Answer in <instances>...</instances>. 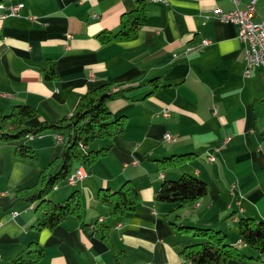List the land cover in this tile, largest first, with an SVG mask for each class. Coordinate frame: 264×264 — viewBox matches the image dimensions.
I'll use <instances>...</instances> for the list:
<instances>
[{"label":"crops","instance_id":"obj_1","mask_svg":"<svg viewBox=\"0 0 264 264\" xmlns=\"http://www.w3.org/2000/svg\"><path fill=\"white\" fill-rule=\"evenodd\" d=\"M13 1L22 3L19 14L0 19V112L27 103L38 110L33 122L60 118L89 85L111 80L116 93L108 106L124 123L121 133L89 144L110 146L85 177L60 181L49 195L58 201L78 189L81 219L69 215L40 229L35 202L15 193L40 186V173L62 142L52 130L0 141V264H16L18 257L21 264H114V251H121L123 264H189L180 250L195 237L177 230L171 222L176 214V223L223 230L228 242L252 255L226 264H264L240 242L237 226L241 216L264 220V68L245 73L237 25L214 15L215 7L230 10L233 2L145 0L147 16L133 36L101 42L97 33L117 29L135 0ZM263 14L264 0H255L253 19ZM48 61L57 76L45 80ZM19 142L29 143L35 157L17 156ZM185 152L191 154L179 163L162 167L157 161ZM185 171L207 182L205 195L180 207L154 199L163 178ZM127 179L140 200L113 215L97 191ZM38 246L43 255L31 260L27 250Z\"/></svg>","mask_w":264,"mask_h":264},{"label":"trees","instance_id":"obj_2","mask_svg":"<svg viewBox=\"0 0 264 264\" xmlns=\"http://www.w3.org/2000/svg\"><path fill=\"white\" fill-rule=\"evenodd\" d=\"M136 6L121 15L119 26L115 30L102 29L97 33L101 42L124 39L135 34L144 22L147 12L145 0H135ZM42 77L45 80L57 76L55 64L48 61L42 68ZM158 78V77H155ZM148 81L153 82L154 79ZM111 80L89 85L81 94L74 109L60 118L40 119L33 122L38 116V110L27 103H15L7 112H0V141L21 140L28 134L37 135L47 130L63 134L62 148L40 173V186L21 187L16 190L15 196H20L26 202H35V227H53L69 215L78 219L82 216L80 191L73 189L66 197L55 201L49 195L58 182L63 181L66 175L76 165H82L86 171H91L95 160L104 155L110 144L97 148L89 144L98 138H112L123 131V115L114 116L108 101L115 95ZM14 152L17 156L35 157L33 147L27 142L16 144ZM191 153H179L163 156L157 161L162 167L185 160ZM55 166L52 172L47 167ZM207 192V182L198 175L183 172L176 178H163L158 189L154 191L155 200L177 202L178 207L201 198ZM99 201L105 204L113 215H120L132 210L140 200L139 188L130 179L125 180L119 187L110 189L100 187L97 191ZM176 216L172 223L179 231H189L195 238L182 247L180 253L189 264H226L230 258L250 257L239 245L226 240V234L219 228L199 225H184L176 223ZM240 242L255 250V258L264 260V220L252 216H241L237 220ZM104 239H107L106 226H99ZM31 260H37L43 255L41 246L28 249ZM114 264H123L121 251H114ZM25 260L18 257L16 264Z\"/></svg>","mask_w":264,"mask_h":264},{"label":"built area","instance_id":"obj_3","mask_svg":"<svg viewBox=\"0 0 264 264\" xmlns=\"http://www.w3.org/2000/svg\"><path fill=\"white\" fill-rule=\"evenodd\" d=\"M234 7L230 10H223L220 7L214 8V15L222 21H231L237 25L238 38L244 43L245 47V73L255 66L264 68V14L259 20H254L255 0H249L245 6L239 5V0H231ZM22 3L14 2L13 0H0V19H5L10 16H17ZM69 35V34H68ZM210 39L201 41V43H209ZM165 115L169 114V110H163ZM32 136L31 134H28ZM27 135V136H28ZM56 139L61 142V134L55 135ZM163 137L171 140L172 136L169 132H165ZM209 160H213V154L208 155ZM86 175V169L82 165L76 166L70 171L65 181L69 184H74L77 180L82 179ZM13 214L17 211L13 210Z\"/></svg>","mask_w":264,"mask_h":264},{"label":"bare ground","instance_id":"obj_4","mask_svg":"<svg viewBox=\"0 0 264 264\" xmlns=\"http://www.w3.org/2000/svg\"><path fill=\"white\" fill-rule=\"evenodd\" d=\"M213 159H214V155H213Z\"/></svg>","mask_w":264,"mask_h":264},{"label":"rangeland","instance_id":"obj_5","mask_svg":"<svg viewBox=\"0 0 264 264\" xmlns=\"http://www.w3.org/2000/svg\"><path fill=\"white\" fill-rule=\"evenodd\" d=\"M61 142H62V140H61Z\"/></svg>","mask_w":264,"mask_h":264}]
</instances>
